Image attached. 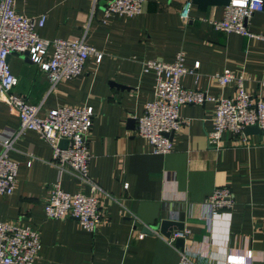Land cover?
<instances>
[{
    "label": "crops",
    "instance_id": "crops-1",
    "mask_svg": "<svg viewBox=\"0 0 264 264\" xmlns=\"http://www.w3.org/2000/svg\"><path fill=\"white\" fill-rule=\"evenodd\" d=\"M191 1L185 24L179 18L184 0H144L139 15L107 19L106 0H15L20 15L45 17L37 30L41 38L84 36L102 54L99 63L90 58L80 76L52 90L47 76L23 55L8 58L17 79L13 94L38 106L39 117L62 105L92 107L95 113L88 172L100 189L102 221L93 234L74 219L45 217L43 204L53 184L59 182L69 194L87 195L90 189L69 172L59 175L50 163V147L35 132H25L9 152L18 164L17 182L12 195L0 196V222L38 232L41 250L35 264H178L177 250L157 235L162 221L183 224L184 251L196 264H232L230 258L264 264V136L250 135L251 145L242 147L224 133L222 148H209L213 102L180 108L185 123L167 155L152 154L136 135V120L154 95L155 77L142 72L144 61L170 64L182 52L187 68L199 63L197 75L181 79L185 89L232 98L234 86L222 88L210 79L228 69L245 76L249 95L264 99V43L209 25L223 18L230 0ZM246 27L263 34L264 12ZM18 125L17 115L0 100V142ZM216 188L229 189L234 205L213 220L205 201Z\"/></svg>",
    "mask_w": 264,
    "mask_h": 264
},
{
    "label": "built area",
    "instance_id": "built-area-1",
    "mask_svg": "<svg viewBox=\"0 0 264 264\" xmlns=\"http://www.w3.org/2000/svg\"><path fill=\"white\" fill-rule=\"evenodd\" d=\"M14 2L0 0V100L19 120L18 129L0 142V196L12 195L17 182L18 164L9 157V152L25 132H35L50 147V163L59 175L69 172L90 189L87 195L81 192L69 194L62 191L59 182L53 184L43 204L45 217L50 220L74 219L82 230L93 234L102 221V211L96 197L100 189L92 182L88 172L91 160L88 138L95 117L93 108L62 105L39 117L38 106L13 94L17 79L11 73L7 59L11 55L28 53L29 61L47 76L52 90L58 83L80 76L90 58H95L99 63L102 54L88 46L84 36L78 40L41 38L37 30L44 26L45 17L27 18L20 15L14 10ZM143 4L144 0H106L103 15L106 19L112 16L131 18L142 12ZM191 7L192 1L184 0L179 18L185 24L189 20ZM263 12L264 0H230L224 8L223 18L211 20L209 25L215 31L264 43V33L254 34L246 27L249 19ZM198 69V62L191 68L185 66L182 52L176 54L170 64L155 60L142 63V72L152 73L155 85L153 99L144 105L143 115L136 120V135L147 141L152 154L164 156L172 152V138L185 123L179 116L181 107L203 106L207 102L215 104L212 129L206 134L209 148H222L224 133L232 135L233 145L250 146L248 136L244 134L247 127L257 126L264 136V99L253 98L246 92L245 76L228 69L213 74L210 79L218 86L235 87L234 97L216 99L204 92L187 90L181 85L183 77L197 75ZM260 85L264 86V80ZM62 140L67 141L65 149L59 146ZM126 188L127 185H124ZM205 204L209 217L214 220L231 210L234 200L229 189L216 188ZM157 235L177 250L178 264H196L184 250L175 247L176 240H185L186 232L175 231L169 237ZM40 250L41 241L36 230L0 222V264H35ZM229 261H233L232 264H245L244 259L230 258Z\"/></svg>",
    "mask_w": 264,
    "mask_h": 264
},
{
    "label": "water",
    "instance_id": "water-1",
    "mask_svg": "<svg viewBox=\"0 0 264 264\" xmlns=\"http://www.w3.org/2000/svg\"><path fill=\"white\" fill-rule=\"evenodd\" d=\"M23 57L25 58V61L29 62L28 53H24ZM8 62V59H7ZM131 124H135V120H130ZM244 134L246 136L250 135H263L262 132L257 128V126L247 127L244 130ZM172 138V135L169 136ZM59 146L63 149L67 146V141L62 140L59 143ZM183 224L178 222H172V221H162L159 225V233L165 237H169L172 231H183ZM175 246L180 249V251L184 250V240L178 239L175 242Z\"/></svg>",
    "mask_w": 264,
    "mask_h": 264
}]
</instances>
